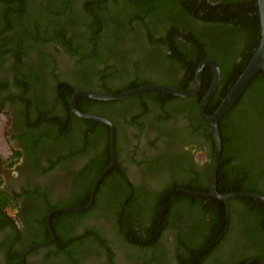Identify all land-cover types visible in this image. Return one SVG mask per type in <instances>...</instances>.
Instances as JSON below:
<instances>
[{
  "label": "flooded vegetation",
  "instance_id": "1",
  "mask_svg": "<svg viewBox=\"0 0 264 264\" xmlns=\"http://www.w3.org/2000/svg\"><path fill=\"white\" fill-rule=\"evenodd\" d=\"M20 1L24 11L17 17L13 15L11 29L4 26V21L11 17L6 15L5 3H0V114L3 116L1 123L5 125L0 146L1 142L7 145L6 151L0 150V190L3 192L0 193V264H109L110 258L113 260L111 264H178L176 235L186 230L183 221L187 217L166 227L155 249L127 247L116 230L118 209L110 201V185L126 189V194L129 190L136 191L135 208L137 204L145 203L146 195L165 187L172 191L173 180L187 181L192 168L186 164L174 166L173 161L193 156L191 162L199 173V182L209 178L210 188L211 167L207 172L205 164L209 161L212 147L200 135L201 129L196 133L193 131L189 117L183 112L171 110L168 115L164 111L153 110L150 105L152 111L144 113L134 104H128L126 109L124 105H114L111 109L101 104L93 105L87 100L91 97H78L81 109L77 103L76 107L82 113H88L84 110L91 108L103 113L104 110H118V115L111 121L116 133V162L111 170L115 166L122 170L118 169L109 177V172H106L102 178L104 182L101 180L97 186L102 188L97 208L90 217L82 216L74 222L67 234L68 242L73 244L66 251L62 252L66 245L56 232L54 240L51 231L49 240H42L46 230L29 223L41 215L44 197L47 202L56 203L62 198L72 199L75 193L81 196L83 189L90 185L93 190L99 177L94 178V167L105 160L104 171L112 161L110 135L111 161L107 166L103 125L88 124L83 119L92 118L81 116L72 108V119L75 115L78 117L73 124L62 118V124L53 125L55 120L48 122L45 111L53 109L54 114L63 115L62 92L105 93L109 87L121 89L124 83L135 81L136 77L161 82L160 78L165 73L173 75L175 82H181V74L170 73L167 66L153 68L149 58H154L155 53H145L147 45L142 37L155 30L156 36H160V26L144 13V20L129 22L125 17L127 22L122 19L121 22L118 19L113 22L114 10L127 0ZM132 1L133 4L139 2ZM8 4L13 7L14 1ZM59 11L62 13L55 15ZM57 33L61 35L57 37ZM19 49L24 52L14 57L12 51ZM165 49L162 46L157 52ZM22 61L25 64L18 67ZM135 62H139V67L133 75ZM152 84L167 85H149ZM168 106L170 108V104ZM66 124H70V128L72 124V141L64 149L63 146L56 149L55 146L60 145V131L69 132L65 129ZM43 129L53 134L46 145L43 144L46 138L41 135L45 134ZM180 203L184 204L183 201ZM231 216L230 213L229 219ZM238 220L232 219V230L206 258V264H237L244 256H252L249 260L263 259L256 255L254 240L246 238L248 226H242ZM139 228L136 224L137 232ZM99 234L106 242L110 241L108 244L112 251H107V246L98 241ZM127 250L135 252V256H129Z\"/></svg>",
  "mask_w": 264,
  "mask_h": 264
},
{
  "label": "trees",
  "instance_id": "2",
  "mask_svg": "<svg viewBox=\"0 0 264 264\" xmlns=\"http://www.w3.org/2000/svg\"><path fill=\"white\" fill-rule=\"evenodd\" d=\"M10 1L12 0H0V3L4 2L6 5V15L11 17L4 21V26L8 29L13 15L17 17L19 12L23 13L24 11V5L20 0H13V7L8 4ZM131 2L133 1L127 0L124 5H119L116 8L112 21L116 22L115 19H118L121 22L122 19L127 22L125 19L127 17L129 22H133L139 19L144 20L143 13L150 15L151 21L160 26V36H156L157 30H155L142 37L143 42L147 45L146 55L147 53L151 54V51H153V54L155 53L154 58H149V60H152L149 63L153 68L167 66L170 73L181 74V82H175L171 74L165 73L164 77L162 73L164 78L162 77L160 80L163 82L136 77L135 81L124 83L121 89L109 87L105 93H122L151 83H166L172 87L186 89L195 78L196 70L201 61L214 59L220 65L221 76L217 89L206 108L207 114H214L249 65L259 46L261 21L258 0H139L134 4ZM60 12L55 13V15H59ZM55 15H53V18L57 20ZM130 16L132 17L130 18ZM59 35L61 33L56 34L57 37ZM162 46H165L166 49L157 52ZM12 52L14 57H18L24 51L19 49ZM156 63L162 64L157 65ZM24 64L25 62L22 61L18 67L22 68ZM133 66L134 75L139 67V62L133 63ZM213 75V68L208 65L203 74L202 89L193 98L152 90L122 100L105 101L92 98H87V100L91 101L93 105L101 104L106 108L109 106L111 109L114 108L112 107L114 105H124V109H126L128 104H134L139 108L141 107L144 113L152 111L150 105L153 106V110L164 111L168 115L172 113L171 110L185 113L189 117L193 131L196 133L201 129L200 135L212 147L211 153L208 155L209 161L205 164V169L209 172L215 151V142L210 125L199 115L198 106L210 88ZM73 93L65 94L62 92L60 95L63 104V115L54 114L53 109L45 111L48 122L49 120H55L53 125L62 124L61 119L64 118L67 123L73 124V120L78 118L75 115L72 119L71 97ZM77 107L81 109L79 100ZM84 112L105 115L111 121H114V116L119 113L117 109L104 110L103 113L93 108L89 111L84 110ZM83 120L90 125L101 124L105 127L104 136L107 141L108 166L111 161V129L109 125L96 119ZM135 120H137V117ZM72 124L71 128L70 124L65 126V129L69 130L68 133L60 131V145L54 143L56 149L61 146L64 149L70 144L69 141H72ZM43 131H45V134L42 133L41 135L46 138L43 143L46 145L48 139H50L49 136H53V134L50 130L43 129ZM220 131L223 149L217 172L218 191L222 194L233 192L264 194V70L252 79L240 100L221 118ZM93 134L99 137L96 132H93ZM202 147L205 148V145H202ZM198 149H200V146ZM181 160L185 162L175 159L173 165L183 166L186 164L189 169L192 168V174L190 172L187 181L185 180L182 183L178 179L173 180L170 188L172 191L165 187L159 192L146 195L144 196L145 203L142 205L137 204L135 208L133 206H135L138 197L136 191L131 189V192L128 188L129 191L126 194V189H120L117 185H110L112 188L110 201L118 209L116 230L120 232V238L124 245H127V247L136 246L139 249H155L162 238L163 230L174 225L175 221L183 220L186 216L187 220L183 221L186 230H181L176 235L175 244L178 246L176 259L178 264H206V258L209 257L214 248L219 247L225 235H228L232 230L230 228L232 219L237 218L242 226L243 224L248 226L246 238L254 240L256 255H260L259 257L264 259V201L249 196L231 197L226 200L212 196L209 188V178L203 183L199 182V173L193 168L194 163L191 162L193 156ZM105 167V160L94 167V171H96L95 179L101 175L100 173ZM118 169L119 166H115L111 171H108L107 176L113 175ZM45 170L47 169L45 168ZM121 170L122 168L118 171ZM125 181L129 183L128 180ZM93 183L94 181H92ZM90 188L91 185L83 189L81 196L80 193H75L72 199L62 198L57 200L56 203L51 202L49 199L47 202L44 197V208H42L38 220L29 221L30 224H37L46 230L45 237L42 240H49L51 237L47 226V217L51 211L57 208H81L88 205L91 202L93 192ZM100 188L101 185L99 188L97 187L91 209L60 211L51 215L53 228L57 236L62 238L63 243L66 245L62 252L73 244L72 241L68 242L67 234H69L71 227L73 228L74 222L80 220L82 216L90 217L97 208L102 192V188ZM0 193L3 192L0 190ZM181 198L185 199L181 200ZM2 199L5 200L4 197ZM180 201H183L184 204ZM230 213L232 219L228 217ZM136 224H139L140 227L138 232L135 230ZM98 239L101 244L107 246V251H112L111 246L108 244L110 241L107 240L106 242L101 234L98 235ZM256 243L258 244L256 245ZM127 251L131 257L136 254ZM251 257L244 256L237 264H245ZM111 260L112 258L108 261L109 264H111ZM253 264L262 263L258 261Z\"/></svg>",
  "mask_w": 264,
  "mask_h": 264
},
{
  "label": "water",
  "instance_id": "3",
  "mask_svg": "<svg viewBox=\"0 0 264 264\" xmlns=\"http://www.w3.org/2000/svg\"><path fill=\"white\" fill-rule=\"evenodd\" d=\"M258 6H259L260 21H261V37H260L259 46L253 58L251 59L249 65L247 66V68L241 74V76L236 81L234 86L231 88L227 96L221 102L218 109L212 115L207 114L206 108H207L209 101L211 100L212 96L214 95L217 89V86L220 81V76H221L220 65L214 59H205L201 61V63L199 64L196 70L194 80L191 82L189 88L185 90L172 87L169 85H165V84L164 85L163 84H152V85L143 86L137 89H133L130 91L122 92V93H101V92H91V91H78L74 93L72 101H71V108L73 112H76L77 114L87 117V118L101 120L103 122H106L111 127L112 161L109 164V166L106 168V170H104L101 173V175L98 177L96 184L93 188L91 202L88 205L81 207V208H57L48 215L47 224L53 236L52 240H54L55 238V231L52 226L51 215L54 212L79 211V210L90 208L94 203V198H95V194H96V190H97V186L99 182L102 180L106 172L111 170V168L114 166L116 162V152H115V134L116 133H115L114 124L111 122V120H109L106 117H102L96 114H88V113L79 112L76 107L78 97L88 96V97L99 99V100H116V99H122V98L130 97V96L140 95L143 92L152 91V90L168 92L176 96H183V97L193 96L194 94L198 93L202 88L203 74H204L205 68L208 65L212 66L213 71H214V77H213V81L210 85L209 90L207 91V93L205 94V96L203 97V99L201 100L199 104V113H200L201 118L210 125V130H211L214 142H215V151H214V156H213L212 163H211V172H210L211 194L223 200H226L231 197L249 196V197L260 198L264 201V194L252 193V192H233V193H223L222 194L217 189V172H218L222 149H223V142H222V136H221V131H220V120L240 100L246 88L251 83L252 79L260 71L264 70V0H258ZM256 260H259L260 262H262V264H264V259H261V258H253L245 264H252Z\"/></svg>",
  "mask_w": 264,
  "mask_h": 264
},
{
  "label": "rangeland",
  "instance_id": "4",
  "mask_svg": "<svg viewBox=\"0 0 264 264\" xmlns=\"http://www.w3.org/2000/svg\"><path fill=\"white\" fill-rule=\"evenodd\" d=\"M2 120H3V116L0 114V140L1 141L4 140V128H5V125L1 123ZM6 149H7L6 143L1 142L0 150L4 152L6 151Z\"/></svg>",
  "mask_w": 264,
  "mask_h": 264
}]
</instances>
